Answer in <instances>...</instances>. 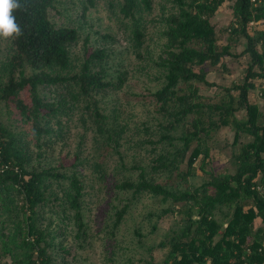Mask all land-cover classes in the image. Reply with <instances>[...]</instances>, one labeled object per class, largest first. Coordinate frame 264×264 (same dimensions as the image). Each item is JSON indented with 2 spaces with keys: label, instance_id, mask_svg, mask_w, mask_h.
Masks as SVG:
<instances>
[{
  "label": "trees",
  "instance_id": "1",
  "mask_svg": "<svg viewBox=\"0 0 264 264\" xmlns=\"http://www.w3.org/2000/svg\"><path fill=\"white\" fill-rule=\"evenodd\" d=\"M56 1L17 0L18 6L11 12L20 32L0 37L5 42L0 62V264H51V230L39 224L41 208L49 197L72 209L79 231H85L83 175L78 168L68 173L37 165L30 146H36L41 156L46 140L58 132L51 120L67 113L68 105L80 97L90 100L87 106L92 107L96 130L107 132L108 117L94 92L119 88L124 82V75L120 74L117 82L103 67L98 68L108 56L105 48L87 49L86 57L75 63L71 47L80 30L52 18ZM226 1H230L232 17L225 28L229 32L227 43L220 45V30L213 17ZM118 4L124 17L132 20V35L142 56L147 15L154 9V0H118ZM158 6L156 19L162 23L163 37L158 78H162V85L151 94L167 122H160L164 131L153 142L168 140L176 148L157 155L151 169L141 163L125 165L138 171L137 175L120 179L116 188L121 199L128 193L133 197L152 194L182 202L186 221L173 229L169 239L161 241L162 246L169 245L164 262L151 259L147 264H264V111L249 97L258 86L257 79L264 80V0L258 4L252 0H159ZM241 39L245 47L235 52L232 48ZM229 55H248L244 79L220 86L207 78L206 63L215 66ZM200 83L221 87L224 92L219 100L207 101ZM59 85L67 92L54 98L43 93L44 88ZM6 109L9 113L18 111L26 124L24 131L4 122ZM240 111L244 115L239 116ZM222 127H230L234 142L240 141L234 151V171H211L201 184L188 189L165 184L151 172L179 171L186 157L192 170L203 151L205 157L212 156L209 148L204 149V142ZM243 133L251 138L240 140ZM113 138L110 133L109 140L115 141ZM55 181L61 193L54 187ZM19 197L21 205L16 201ZM128 206L126 202L116 210V225ZM17 208V214L22 215L18 214L17 228L9 234L2 210ZM171 212V207H166L158 217Z\"/></svg>",
  "mask_w": 264,
  "mask_h": 264
},
{
  "label": "rangeland",
  "instance_id": "2",
  "mask_svg": "<svg viewBox=\"0 0 264 264\" xmlns=\"http://www.w3.org/2000/svg\"><path fill=\"white\" fill-rule=\"evenodd\" d=\"M158 2L154 0V9L147 15L144 45L140 49L142 56L137 53L138 46L131 30L132 20L120 12L118 0H94V4L90 0H57L56 7L51 10V16L58 24L76 26L80 30L78 41L71 47L76 64L86 57L87 49L105 48L108 56L98 68L103 67L107 75L117 82L119 75H124L121 87L94 92V98L108 117L107 132L96 130L92 107L87 106L90 100L80 97L79 101L68 105L70 110L67 113L51 120L58 132L52 140H46L41 156L36 146H30L33 162L37 165L54 166L68 173L78 168L84 180L85 231H79L73 219L74 211L55 197H49L50 200L41 208L39 224L51 230L48 248L51 264H147L151 259L163 263L169 245L162 246L161 241L169 239L173 229L186 221L181 211L184 208L182 202L173 203L152 194L133 197L128 193L121 199V191L116 188L120 179L137 175L138 171L128 170L125 165L141 163L151 169L150 165L157 155L176 148L168 140L153 142L164 131L160 122H167L151 94L162 85V78H158L162 71L158 61L163 52L162 23L156 19L160 11ZM85 5L88 6L86 10ZM231 11L230 1H226L213 17L220 30V45L228 40L229 32L225 28L231 20ZM244 47L245 40L241 39L232 49L241 52ZM4 55L5 42L0 38V62ZM248 58V55H229L215 66L206 63L207 78L220 86L242 82ZM257 84L249 97L264 111V98L261 97L264 80L257 79ZM70 87L71 90L77 89L76 86ZM63 89L62 85L46 87L43 93L54 98L61 92H67ZM200 92L207 101L215 102L224 91L221 87L200 83ZM234 92L238 94L237 90ZM4 112V122L18 132L25 130L26 124L17 110L9 113L6 109ZM238 115H244V111L238 112ZM110 133L115 141L109 140ZM234 138L230 127H222L204 142V149L209 148L212 156L205 157L203 151L192 170H189L186 157L179 171L152 169L151 172L158 174L159 180L165 184L179 189L193 188L206 180L211 171L235 170L234 151L240 146V141L236 144ZM250 138L243 133L240 140ZM172 155L175 156V153L172 152ZM54 187L61 193L58 182L55 181ZM22 200L21 197L16 198L19 205ZM126 202L129 203L128 209L116 225V210ZM166 207H171L172 212L158 217ZM17 211L18 208L2 210L9 234L15 232V223L22 215L20 211L18 216ZM8 260L11 261L10 258Z\"/></svg>",
  "mask_w": 264,
  "mask_h": 264
},
{
  "label": "clouds",
  "instance_id": "3",
  "mask_svg": "<svg viewBox=\"0 0 264 264\" xmlns=\"http://www.w3.org/2000/svg\"><path fill=\"white\" fill-rule=\"evenodd\" d=\"M17 6V0H0V37L8 38L19 34V25L11 12Z\"/></svg>",
  "mask_w": 264,
  "mask_h": 264
},
{
  "label": "built area",
  "instance_id": "4",
  "mask_svg": "<svg viewBox=\"0 0 264 264\" xmlns=\"http://www.w3.org/2000/svg\"><path fill=\"white\" fill-rule=\"evenodd\" d=\"M254 2V4H258L260 3L262 0H252Z\"/></svg>",
  "mask_w": 264,
  "mask_h": 264
}]
</instances>
